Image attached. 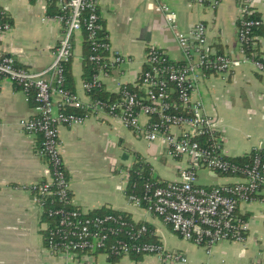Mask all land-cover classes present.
Listing matches in <instances>:
<instances>
[{
  "label": "crops",
  "instance_id": "crops-1",
  "mask_svg": "<svg viewBox=\"0 0 264 264\" xmlns=\"http://www.w3.org/2000/svg\"><path fill=\"white\" fill-rule=\"evenodd\" d=\"M243 1L220 0L213 8L197 0H97L111 53L129 58L109 76H100L104 89L116 94L120 86L136 83L150 48L163 50L173 62H186L177 31L169 25L161 4L175 12L178 32L204 23L208 48L213 53L239 59L237 28ZM0 10L12 24L0 45L1 55L12 56L19 65L33 71L47 68L53 62L62 26L49 16L46 3L0 0ZM253 11L264 19L263 0L254 1ZM254 41L264 61V35L256 36ZM83 60L81 31L75 36L71 71L76 94L88 102L83 90ZM195 97L203 101L206 114L217 122L226 157H243L264 148V80L252 64L210 76L199 83ZM33 107L10 80H0V264H108L106 255L75 258L53 255L45 248L44 223L30 188L47 178L48 167L39 153L41 137L25 133L19 126L22 119L34 117ZM142 120L146 122L144 117ZM60 141L75 207L89 212L126 213L133 222L149 226L155 240L166 250L183 253L189 264H264V203L240 206L241 214L249 222L245 242H219L208 255L202 247L183 240L160 218L131 203L126 195L128 170L139 157L151 166L153 177L161 182L178 180L187 159L168 157L161 142L151 143L118 118L106 115L89 117L78 126H61ZM113 160L116 166L112 165ZM200 173L213 180L204 185L232 182L205 170ZM113 264L177 263L163 262L155 256H128Z\"/></svg>",
  "mask_w": 264,
  "mask_h": 264
},
{
  "label": "built area",
  "instance_id": "built-area-1",
  "mask_svg": "<svg viewBox=\"0 0 264 264\" xmlns=\"http://www.w3.org/2000/svg\"><path fill=\"white\" fill-rule=\"evenodd\" d=\"M42 1L47 9L49 5L56 6L58 15L52 18L62 26L53 62L44 70L33 71L19 65L14 57L0 53V80H10L24 92L28 102L31 97L35 102L36 114L22 119L19 126L25 133L41 137L39 153L48 167L47 178L30 188L41 215L51 220V223H44L46 249L53 255L75 258L94 256L98 252L118 258L155 256L163 262L189 264L183 253L168 251L159 242L146 241L145 234L149 229L145 224L129 222L121 213L98 216L68 208L72 199L61 153L60 127L82 125L89 117L97 115L118 118L149 142H161L168 157L188 161L176 181L146 182L143 196L125 191L131 203L160 218L183 240L202 247L208 255L219 242H245L249 222L241 214L240 206L264 203V148L252 150L253 154L245 163L226 157L224 138L217 122L206 114L203 101L196 98L195 93L199 83L210 76L230 73L247 63L252 64L264 80V61L245 52L254 38L253 30L264 27L263 18H251L255 0H244L241 5L237 28L241 47L239 59L213 53L208 48L204 23L178 32L175 12L161 4L169 25L177 31L178 44L185 50L186 62L173 63L163 50L150 48L137 82L120 86V96L112 102L94 100L90 93L103 86L100 76H109L129 58L117 52L112 54L108 38L100 37L102 25L97 0ZM197 1L213 8L220 3V0ZM11 30L7 14L0 10V45ZM81 31L86 32L93 52L90 61L97 64L93 79L83 82L88 102L62 87L65 65L72 60L75 36ZM67 108L86 113H67ZM201 170L226 175L232 183L204 185L200 183ZM128 176L127 173V187ZM57 201L61 204L59 208H48L47 204Z\"/></svg>",
  "mask_w": 264,
  "mask_h": 264
},
{
  "label": "trees",
  "instance_id": "trees-1",
  "mask_svg": "<svg viewBox=\"0 0 264 264\" xmlns=\"http://www.w3.org/2000/svg\"><path fill=\"white\" fill-rule=\"evenodd\" d=\"M48 11H49V16H51V17L58 15V11H57L55 5H49ZM251 18H259V15L256 13H253ZM100 23L102 25V21ZM83 33H84V60H83V72H84L83 80L84 81L83 82H89L93 79L94 75L97 72V64L90 61L89 57L91 56V54L93 52H92L90 45L88 44L86 32L83 31ZM261 35H264V27L255 28L253 30L252 37L254 36V38H255L256 36H261ZM100 37L103 39L108 37L107 34L104 32L103 25H102V31L100 32ZM254 38L249 43V45L247 46L245 52L248 56H252L254 58L259 59L260 54L258 53V48L255 46ZM71 62H72V60L65 65V80H64L62 87L66 91H69L71 93H76L75 81H74L72 71H71ZM173 63L183 64V63H177V62H173ZM90 96H92V98L94 100L96 99V100L112 102V101L117 100L120 95L118 93H116V94L110 93V92L106 91L104 89V87L102 86L100 88H95L90 93ZM30 104L32 106H34V104H35L33 97L30 98ZM66 112L67 113H74L77 115H84L86 113V111H84V110L72 109V108H67ZM252 154H253V152H251V153H249L243 157L229 158V159L233 160L234 162L245 163V162H248V160ZM128 175L129 176H128L127 192H128V194H132V195L135 194L138 196H143V194H144L143 187H144V184L146 182H155V183L159 182L161 184L164 183V182L159 181L158 178L153 177L151 166L148 163H146L140 157L137 159V162L129 168ZM216 175L219 178H223V177L227 178L228 177V176L220 174V173H216ZM229 183H232V182H229ZM53 198H56V197H53ZM70 198L72 199V194H70ZM54 203L47 204L48 208L57 209L61 205L58 201L54 202ZM65 207H68V205H65ZM68 208L69 209H80L78 207H75L73 204L69 205ZM108 213H121V212H115V211H111V210H106V211L99 210V211H95V212H90L91 215H98V216H102V215H105ZM121 214H123L125 216L127 221L133 222L130 219V216L128 214H126V213H121ZM245 219H247V218H245ZM48 222L51 223V220L47 219L46 215L42 216V223L47 224ZM142 224L143 223H137L136 225H142ZM148 229H149L148 232L145 234V240L148 242H157L155 240L153 230L149 226H148ZM42 234H43V242L45 245V232H44V230L42 231ZM45 248H46V246H45ZM96 255H99L98 252ZM107 257H108L107 258L108 262H112V263L114 261H116L117 259H119L118 257L111 256V255L107 256ZM134 257L138 258V256H134Z\"/></svg>",
  "mask_w": 264,
  "mask_h": 264
},
{
  "label": "rangeland",
  "instance_id": "rangeland-1",
  "mask_svg": "<svg viewBox=\"0 0 264 264\" xmlns=\"http://www.w3.org/2000/svg\"><path fill=\"white\" fill-rule=\"evenodd\" d=\"M114 147H115V150L118 147V144L116 142H115V146ZM112 165L116 166L117 165V162H115L113 160ZM199 177H200V183H202V184H207V183H210L211 181L213 182V180L206 179V173H200Z\"/></svg>",
  "mask_w": 264,
  "mask_h": 264
},
{
  "label": "water",
  "instance_id": "water-1",
  "mask_svg": "<svg viewBox=\"0 0 264 264\" xmlns=\"http://www.w3.org/2000/svg\"><path fill=\"white\" fill-rule=\"evenodd\" d=\"M216 175H214V177H215Z\"/></svg>",
  "mask_w": 264,
  "mask_h": 264
}]
</instances>
